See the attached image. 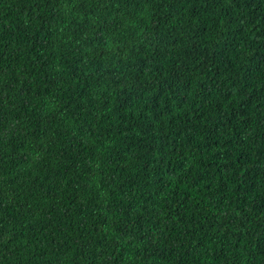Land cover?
Here are the masks:
<instances>
[{
    "label": "trees",
    "instance_id": "obj_1",
    "mask_svg": "<svg viewBox=\"0 0 264 264\" xmlns=\"http://www.w3.org/2000/svg\"><path fill=\"white\" fill-rule=\"evenodd\" d=\"M0 264H264V0H0Z\"/></svg>",
    "mask_w": 264,
    "mask_h": 264
}]
</instances>
